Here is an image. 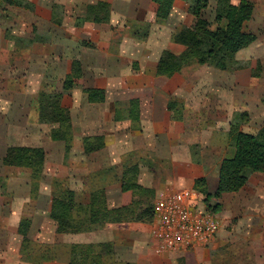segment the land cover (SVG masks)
<instances>
[{"label": "rangeland", "instance_id": "374dc122", "mask_svg": "<svg viewBox=\"0 0 264 264\" xmlns=\"http://www.w3.org/2000/svg\"><path fill=\"white\" fill-rule=\"evenodd\" d=\"M232 1L237 2L238 0ZM250 1L253 3V14L251 19L244 24V30L255 33L257 38L248 47L235 54V61L231 69L220 70L207 64H198L192 61L169 77L170 80L164 90L159 89L167 98V102L168 100L176 102V115H181V119H169L170 130L174 134H179L181 139L187 142L191 160L206 173L210 188L216 183L218 167L222 158L233 154L229 137L230 125L234 124L241 131L249 133H256L264 126V0ZM181 2L185 5L176 7L173 14L171 9L167 18L168 22L164 23V33L156 32L155 24L135 23L127 17H120L119 14L117 16L112 15L111 12L108 20L97 23L104 26L103 28L85 29L89 37L77 39L72 35L69 28L66 33L62 31L65 28L61 27L58 31L59 34H56V36L62 35V38L57 40L56 37H48L51 41L49 46H53L54 53L59 54V59L63 57V54H67L58 63L55 61V67H65L67 65V63H64L67 61L66 59H68V65L71 66L73 60H78L76 57L69 59L73 50L77 51L75 54H79L81 50H84L82 55L87 61H91L93 66L88 72L90 75L87 76L89 81L91 82L93 78L100 76L102 78L100 80L105 81L109 93L114 95L116 84L114 79L111 78L113 71L104 69L106 66L110 68L111 57L106 64L100 63L99 68L94 66L92 60L102 59V57L106 60L103 52H117L118 44L122 39L123 51L120 55V67L125 78L126 75L146 74L148 66L156 60L155 55L160 52L161 47L168 48L175 54L181 53L183 46L177 45L173 41V35L182 26L190 24L192 19L188 12V3L183 0ZM215 5L216 0H210L208 6L202 11V16L209 21L211 29L217 27L214 21ZM110 9L112 11L111 5ZM60 10L61 8L56 9L57 14L55 13L52 17V21L56 25L60 26L62 19L68 20L66 25L69 27L82 25L83 20H80V18L83 16H74L73 18L72 14H68L67 17L63 18V11ZM118 11H121V6L118 7ZM112 16L114 20L111 21ZM108 28L115 33V40L105 38ZM93 34H96V36H93ZM97 34L101 37H98ZM40 38L43 42L45 41L43 35ZM62 40H65L68 45L66 49L62 46ZM98 50L102 52L99 53ZM131 52H135L137 57L131 55ZM33 57L37 58L38 53L27 54L26 58L32 59ZM13 65L11 63L12 69L15 68H13ZM67 73L63 76V71L58 70L53 83L56 86L48 88L46 84H43L40 91H61ZM57 74H60L63 78L57 79ZM83 74L80 78L74 80L69 90L63 92L62 104L68 108L69 112L72 105H77L79 109L84 105L83 102L78 103L76 99L79 97L78 93L80 91V95L83 94V98L86 99L83 89L89 86L85 84ZM10 76L17 79L14 73ZM7 80H0V94L1 90H5V83H12ZM127 80L129 82L130 77ZM80 84L82 85L80 86ZM75 85H79V92L78 89L74 90ZM101 89L105 92L104 88ZM38 93L32 100V104L35 105L34 108H30L28 104H22L21 98L16 96L18 93L11 92V95L8 96V103L5 102L7 96L5 95L6 98L1 100L2 95H0V225L6 224L9 231V233H5V231L2 233L0 229V254H3L4 248L8 246L5 255L13 256L17 253L22 261L27 262L23 259V253L21 252L22 236L17 232L20 220L25 217L30 220L27 233V237L31 241L29 252L34 251V253H38L37 255L42 253L43 257L41 258L50 256L55 260L62 261L67 260V245L73 243L50 240L53 237L51 236L52 227L49 221L51 219L49 209L50 198L53 193L62 196L66 190L72 189L75 201L85 205L83 210H77L75 213L80 218H84L91 191L99 187L105 189L106 186L118 181L121 183L125 179L138 182V161H145V177H151L154 172L157 173L154 174L155 177H160L161 173L168 169L169 160L166 155H159V152L140 153L136 148L130 150V145L135 137L127 134V131L124 130H122L124 132H119L116 135L112 132V124L109 123L103 126V131L107 133L105 134L107 143L105 149L102 150V147L97 149L99 151L95 150L84 157L83 147L76 150L72 148V139L70 149L65 152L62 141H53L49 137L51 129L56 128L57 125L38 122ZM126 95L127 98L117 103L115 115L119 119H113L114 121L124 122L129 120V128L133 129L131 120L126 116L131 114V112L129 113L128 101L137 98H129V92ZM27 106L29 109L24 108ZM79 109L75 113L78 121H80L82 110L79 111ZM86 111L89 114L94 113L93 107L82 112L86 113ZM167 112L169 116V111L167 110ZM80 128L79 123L78 130ZM79 133L81 134V132ZM85 136L93 135H83V137ZM40 143H44V146ZM10 145L43 147L45 160L38 188H32L28 169L2 164V157L6 148ZM121 149L122 151H120ZM41 182L44 192L49 190L50 197H39ZM113 188L110 189L112 196L110 203L107 202V204H110L108 207L111 206L109 208H112V204L116 202H122L114 207H127L126 210L131 211L132 215H136L153 205V193L149 190L146 193H135L128 190L120 194L117 188ZM199 195L201 205L205 207L204 195H201V193ZM222 198L219 211L213 213L219 221L220 230L229 232L230 237L223 247L210 252L211 264H242L239 263L240 255L237 256L236 253L241 251V239L245 233L243 228L248 224L260 225V231L264 234V175L260 173L250 174L247 184L239 192L225 193ZM210 202L214 204L217 200L212 198ZM151 222L142 223L151 224ZM103 225L104 223L91 231L99 230ZM98 242L105 241L85 243ZM15 245H17V249L13 248ZM153 248L154 254L150 255L153 264H186L185 257L181 255L182 252H185L184 250L160 252L155 249V246ZM113 258V261L117 263L129 262L135 264L132 260L118 258L115 252ZM260 259L261 261L257 264H264V257L260 256ZM105 264H107V261ZM140 264L145 263L141 262Z\"/></svg>", "mask_w": 264, "mask_h": 264}, {"label": "crops", "instance_id": "0c3cea01", "mask_svg": "<svg viewBox=\"0 0 264 264\" xmlns=\"http://www.w3.org/2000/svg\"><path fill=\"white\" fill-rule=\"evenodd\" d=\"M28 1L31 3L32 8L7 4L4 6L5 9L2 10V7L0 6V80L8 79L7 81L12 82L5 83V90H1L0 95H2L1 100L7 96L5 102L8 103V96L11 95L10 93H18L16 96L21 98L22 104H28L30 108L35 107V105L32 104V100L41 90L43 84H46L48 88H54L56 86L53 85V83L55 82L54 78L56 77V72L58 70L63 71V76L65 73L70 71L71 66L68 65V59H66L67 61L65 62L63 60L65 64L67 63V67H55V61L58 63V61L66 57L67 54H63V57L59 59V54L54 53L53 46H49V43L51 42L49 38L56 37L57 40L62 38V35L56 36V34H59L58 31H60L61 27L65 28V30H62L63 32H66V30L69 28L72 35L77 37V39L89 37L85 31L86 28L95 30L99 29V27H104L101 24L82 19L85 15V9L88 3H93L95 1L109 2L112 8V15L115 14L117 16L119 14L120 17H127L135 23L146 22L147 24H155L156 32L158 33H164V23L168 22V19L163 21L156 19V4L152 0ZM183 5L185 4L181 2V0H174L172 5V14L176 7H181ZM119 6H121V11H118ZM60 8V11H63V18L67 17L68 14H72L73 18L74 16H83L80 18V20H83L82 25L69 27L66 25L68 20L64 19H62L60 26L56 25L55 22L52 21V17L55 15L56 9ZM112 19L114 20L113 16L111 17V21ZM42 35L45 37L44 42L40 38ZM93 36H96V34H93ZM98 37L101 36L98 35ZM105 38H108V40L113 38V40H115L116 35L114 32L110 31V28H108V31L105 33ZM62 41V46L64 49H66L68 45L65 40ZM121 41L118 44L117 52H103L106 60H104L103 57L102 59L100 58L92 60L94 66H98L99 68L100 63L106 64L111 57L110 68L109 66H106L104 69L113 71L111 78L114 79L116 84V93L114 95L109 93L105 81H101L100 79L102 78H100V76H96L91 80V82L89 81L87 76L90 75L88 72L89 69L93 68V66L91 61H87L82 55L84 50H81L79 54H75L77 51L73 50V53L70 54L69 59L76 57L80 61L81 68L84 73L83 75L85 84H87L89 87L105 89V99L103 102L89 103L85 98H83V94L80 95L81 91L79 92V85H75L76 88L74 90L78 89L79 87V97L76 98L77 102H83L84 110H89L90 107H93L94 113L89 114L87 111L86 113L82 112L84 111L82 106L80 108L82 109L80 113V121H78V118L75 117V113H77L79 108L77 105L71 106L70 116L74 137L72 148L76 150L81 147L82 149L81 138L83 135H104L103 137L105 146L102 148V150L105 149L107 146L105 134L107 133L103 131V126L109 123L112 124V132L116 135H118L119 132L127 131V134L135 137V140L130 145V150L136 148L140 153L159 152V155L167 156V159L169 160V166L165 172L161 173L160 177L154 176V174H157L156 172L152 173L151 177H145V161H138L139 163L137 164L139 169V180L137 183L152 189V202H154L158 191L162 189H194V180L198 177L205 178L208 191L213 193L216 188L218 176L216 178L215 185L210 188L206 173L202 170V168H198V166L195 165V163H193L191 160L190 150L187 142L181 139L179 134H174V132L170 130L169 116L166 108L167 98L161 91H159V89L164 90V87L170 78L159 80L155 75V67L158 57L162 50L168 48L161 47L160 52L155 55L156 60L151 62L148 66V71L146 74L140 73L130 76L126 75L124 78L120 67V55L123 51V44ZM98 51L99 53L102 52L101 50ZM32 53H38V57L27 59V54ZM130 54L137 57L135 52H131ZM11 63L14 64V69H12ZM13 73L17 79H14V77L10 76ZM57 76V79L63 78L60 74H57ZM129 77L130 80L128 82L127 79H129ZM81 85L82 84H80V86ZM59 88L61 89V86ZM128 92L129 98H137L139 100L140 122L139 128L134 130L129 128V120L124 122L120 120L114 121L113 119L117 108V103L120 102V100L127 98L126 94ZM24 108L29 109L28 106ZM79 123L81 126L80 130H78ZM79 132H81V134ZM40 144L44 146V143ZM120 151H122V149ZM83 154L85 157L90 153L83 152ZM120 185L121 183L118 181L105 187L107 202L110 203V199L112 197L110 192L111 188H117L120 194L121 192H125L121 191ZM39 191V197H50L48 194L49 190L44 192L42 188V182ZM223 194L225 193H222L221 196L215 198L220 204V207L222 204ZM119 196L121 197V195ZM109 203L108 205H110ZM120 203L122 202H116L115 204H112V206L114 207ZM47 218L49 217L47 216ZM49 221L52 227L51 236L53 239L51 238V241L61 243L111 241L113 243L115 255L118 258L123 260H132L135 264H140L141 262L145 264H153L152 257L150 256L151 254H154V245L151 238V224L133 221L105 223L101 228H99V230L96 231L94 230L81 233H56L54 222L51 219H49ZM0 229L2 233H4V231L5 233H9L6 224H1ZM243 229L245 230V233L242 235L241 239V251L236 253L237 256L240 255L241 257L239 263L257 264L259 261H261L260 256L264 257V246L262 241L263 232L260 231V225L248 224ZM229 237L230 233L221 231L219 226L218 232L215 234L212 240L203 245L189 247L185 249V252H182L181 255L185 257L186 264H211L210 252L223 247V245L227 243ZM6 248H4L3 254H0V264H30L29 262L22 261L17 253H15L13 256L5 255ZM13 248L17 249V245L13 246ZM44 264L68 263L66 259L62 261L57 259L46 261Z\"/></svg>", "mask_w": 264, "mask_h": 264}, {"label": "trees", "instance_id": "16d2710c", "mask_svg": "<svg viewBox=\"0 0 264 264\" xmlns=\"http://www.w3.org/2000/svg\"><path fill=\"white\" fill-rule=\"evenodd\" d=\"M156 4L155 16L159 21L166 20L171 12L174 0H152ZM188 3V12L192 19L190 24L182 26L174 35L173 41L183 46V51L175 54L169 49L160 53L156 62L155 75L160 80L171 77L192 61L198 64H207L220 70H229L235 61V54L252 44L257 36L255 33L244 30V24L253 14V3L250 0H216L214 21L217 24L211 29L209 21L202 16V11L208 6L209 0H183ZM1 9L4 6L15 5L32 8L28 0H0ZM111 12L110 4L104 1L88 3L83 20L95 23L108 20ZM83 74L81 64L73 60L70 71L64 77L62 90L40 91L37 97V118L40 123L56 124V128L50 131V139L62 141L67 152L72 143L73 131L71 116L67 107L62 104L64 91L69 90L76 78ZM86 101L89 103H101L105 99V92L101 88L87 87L83 89ZM129 113L126 117L133 124V129L139 128V101L130 99ZM264 104V99H263ZM176 102L168 100L166 108L169 111L170 120L181 119L176 115ZM115 120L119 118L115 115ZM229 137L233 154L222 158L218 167V179L213 193L207 189L204 177L194 180V190L204 195L205 207L216 213L220 209L218 202L212 204L210 200L221 196L222 193L238 192L248 181L250 174L260 173L264 175V126L256 133L241 131L236 125L231 124ZM82 147L85 153L93 152L104 147L103 135L85 136L82 138ZM45 151L41 146L35 145H10L6 148L2 157L4 166L26 168L30 171L32 188L39 186L40 175L44 166ZM121 191L131 190L135 193L152 192V189L142 186L135 181L123 180ZM85 205L75 201L72 189L66 190L61 196L54 194L50 198L49 217L55 224L56 233H81L91 231L103 223H120L126 221L150 222L153 219V205L136 215L126 210L127 207L117 206L109 208L105 189L96 188L91 191L87 212L84 218H80L75 212L83 210ZM78 218V219H77ZM30 220L22 218L17 232L22 236V257L30 264H43L46 261L55 260L42 253L29 252L30 240L27 233ZM264 246V234H262ZM68 264H130L129 262L117 263L113 261L114 249L111 241L98 243H73L67 245ZM39 256V257H38ZM39 258H41L39 260Z\"/></svg>", "mask_w": 264, "mask_h": 264}, {"label": "built area", "instance_id": "2783aa9c", "mask_svg": "<svg viewBox=\"0 0 264 264\" xmlns=\"http://www.w3.org/2000/svg\"><path fill=\"white\" fill-rule=\"evenodd\" d=\"M199 196L194 189L158 191L151 222V238L157 251L185 250L213 239L219 221L201 205Z\"/></svg>", "mask_w": 264, "mask_h": 264}]
</instances>
